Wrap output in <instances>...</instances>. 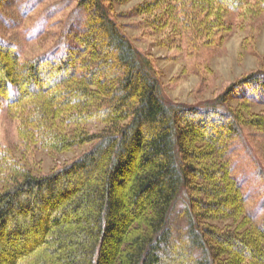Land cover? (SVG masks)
<instances>
[{
	"label": "trees",
	"instance_id": "trees-1",
	"mask_svg": "<svg viewBox=\"0 0 264 264\" xmlns=\"http://www.w3.org/2000/svg\"><path fill=\"white\" fill-rule=\"evenodd\" d=\"M130 1L77 0L85 32L59 60L22 61L0 44V112L6 102L19 122L23 156L92 145L47 175L0 150V264H264V223L247 212L230 159L245 127L264 132V69L208 103L168 102L152 58L113 16ZM254 1L142 0L128 16L210 46L230 12L264 13Z\"/></svg>",
	"mask_w": 264,
	"mask_h": 264
},
{
	"label": "rangeland",
	"instance_id": "rangeland-1",
	"mask_svg": "<svg viewBox=\"0 0 264 264\" xmlns=\"http://www.w3.org/2000/svg\"><path fill=\"white\" fill-rule=\"evenodd\" d=\"M140 3L142 0L114 4L113 16L131 42L152 58L168 102L189 106L208 103L231 84L264 69V13L249 14L242 21L241 16L230 12L227 19L231 29L219 36L215 44L206 46L191 40L189 34L180 37L168 32L156 34L147 27L144 18L129 17ZM86 19L87 14L78 7L77 0H1L0 44L13 48L22 61L59 60L68 49L80 47L78 38L85 32ZM18 129L19 122L9 115L4 102L0 112V150L7 148L12 161L25 162L26 168L36 175H47L70 164L92 147L86 145L53 156L34 148L23 156ZM230 151L232 175L243 191L247 212L261 226L264 223V132L245 127ZM184 205L182 196L172 219L177 239L186 229L182 216Z\"/></svg>",
	"mask_w": 264,
	"mask_h": 264
}]
</instances>
